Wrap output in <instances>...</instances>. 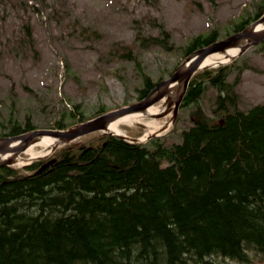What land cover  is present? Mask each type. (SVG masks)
<instances>
[{
    "label": "trees",
    "instance_id": "trees-1",
    "mask_svg": "<svg viewBox=\"0 0 264 264\" xmlns=\"http://www.w3.org/2000/svg\"><path fill=\"white\" fill-rule=\"evenodd\" d=\"M262 13L264 0L233 32ZM158 33L150 42L171 50L162 24ZM217 39L214 30L189 38L181 59ZM235 63L190 78L181 107L191 122L178 140L102 133L59 147L47 165L0 164V264H264V103L237 107ZM141 78L139 99L156 84ZM206 85L217 90L213 115L200 103ZM57 113L55 128L90 117L76 103ZM33 128L12 116L4 134Z\"/></svg>",
    "mask_w": 264,
    "mask_h": 264
},
{
    "label": "rangeland",
    "instance_id": "rangeland-1",
    "mask_svg": "<svg viewBox=\"0 0 264 264\" xmlns=\"http://www.w3.org/2000/svg\"><path fill=\"white\" fill-rule=\"evenodd\" d=\"M260 4L261 0H0V136L8 132L12 116L21 124L29 120L35 127L48 128L62 105L76 103L84 116L93 117L99 107L107 111L137 102L142 74L153 81L168 78L184 60L179 49L189 38L214 30L218 40L223 39L233 33L234 23L251 17ZM159 24L168 31L171 50L148 39L159 35ZM237 72V107L264 103V46L249 47L236 56L228 81ZM216 93L206 85L200 97L210 115ZM168 107L160 117L145 116L119 127L137 136L131 140H178L179 130L191 122V111L180 107L174 115L173 102ZM100 134L81 136L71 146ZM22 157L30 161L42 156L30 158L24 152Z\"/></svg>",
    "mask_w": 264,
    "mask_h": 264
},
{
    "label": "water",
    "instance_id": "water-1",
    "mask_svg": "<svg viewBox=\"0 0 264 264\" xmlns=\"http://www.w3.org/2000/svg\"><path fill=\"white\" fill-rule=\"evenodd\" d=\"M262 20H264V14L241 31L235 32L221 40H217L205 47L197 49L192 54L187 56L186 59L174 69V71L167 79L160 80L156 84V86L152 90H150L147 96L139 100L138 102L122 106L119 109L104 112L89 120L77 123L76 125L65 130L36 129L17 135L0 136V152H17L23 150L26 144L22 149H18L17 147H10L9 144L16 139H22L24 143H26L33 135L46 134L58 136L63 140V142H65L83 134H87L96 130H103L106 124L110 122L115 115L145 109L147 106L163 98L164 96H166L167 102H170L171 99L174 101V112H176L178 104L187 88L189 78L196 71V69L199 68V63L202 58L211 52L221 51L223 48L233 45L239 40H246V44L241 52H243L250 46L259 43L264 39V27L261 30H255L254 28H252V26ZM174 82L177 84H174L175 86H172ZM171 88L177 89V93H174ZM160 115L161 114H155V116ZM50 161L51 160H49V162ZM49 162H46L44 165L48 164ZM5 163L8 164L7 161H0V164Z\"/></svg>",
    "mask_w": 264,
    "mask_h": 264
},
{
    "label": "bare ground",
    "instance_id": "bare-ground-1",
    "mask_svg": "<svg viewBox=\"0 0 264 264\" xmlns=\"http://www.w3.org/2000/svg\"><path fill=\"white\" fill-rule=\"evenodd\" d=\"M264 27V20L259 21L252 26L255 30H261ZM246 41L245 40H239L233 45H230L228 47L223 48L221 51H214L202 58V60L199 63V67H211L216 66L221 63L229 61L231 58L238 55V52H241L243 47L245 46ZM174 85V83H173ZM172 85V86H173ZM181 86V85H179ZM175 88V87H174ZM172 90H175V89ZM170 105H167L166 103H163L161 107L151 105L145 109H141L138 111H132L124 114H118L115 115L110 122L106 124V126L103 128L104 132L114 133L116 135L125 136V133L121 130L119 127L121 122H127V123H137L140 122L141 118L145 116H150L155 113L164 111L166 112L169 110ZM170 112V111H169ZM160 125V124H159ZM162 126V125H161ZM142 140H144V137H142ZM62 139L58 136H52V135H33L28 142L24 143L22 139H16L13 140L9 146L10 147H17L18 149H22L23 146L26 144L25 148L22 150L26 153H29L32 157L37 156H45L49 154V152L53 149L58 147L62 143ZM39 146L41 147L40 150L35 151L34 147ZM29 156V155H28ZM29 158H24L20 156L19 152L16 153H10V152H0V161H7L11 162L15 165L21 164L25 161H28Z\"/></svg>",
    "mask_w": 264,
    "mask_h": 264
}]
</instances>
